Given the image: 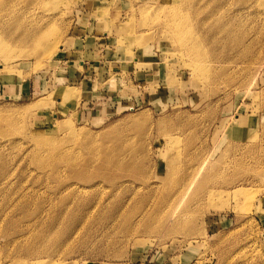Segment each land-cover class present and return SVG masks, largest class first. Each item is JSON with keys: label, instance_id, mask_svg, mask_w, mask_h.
<instances>
[{"label": "rangeland", "instance_id": "1", "mask_svg": "<svg viewBox=\"0 0 264 264\" xmlns=\"http://www.w3.org/2000/svg\"><path fill=\"white\" fill-rule=\"evenodd\" d=\"M0 264H264V0H0Z\"/></svg>", "mask_w": 264, "mask_h": 264}, {"label": "bare ground", "instance_id": "2", "mask_svg": "<svg viewBox=\"0 0 264 264\" xmlns=\"http://www.w3.org/2000/svg\"><path fill=\"white\" fill-rule=\"evenodd\" d=\"M175 23V22H174ZM171 24V26H172V28H178V23L177 24ZM180 25V24H179ZM182 26V25H181ZM181 28V27H180ZM177 32V31H176ZM67 91V90H66ZM66 91H62V92H66ZM68 92V91H67ZM65 94V93H64ZM63 94V95H64ZM45 142L48 144V142H47V139H46V141H42L41 143H44L45 144ZM46 145V144H45ZM106 153V152H105ZM104 158H105V162H104V164H107V165H110L112 162H113V157H112V155H108V156H104ZM97 168H98V166H97ZM101 168H103V166L102 167H100V169ZM108 168H111L112 169V167H108ZM102 170V169H101ZM98 171V170H97ZM102 171H104V168H103V170ZM101 171V172H102ZM97 185V184H96ZM99 185V184H98ZM69 188H72L71 190L73 191V192H79V191H81L83 188L85 189L86 187L84 186V187H82V186H80V185H70L69 186ZM69 197V196H68ZM73 202V201H72ZM77 206L76 207H79V208H81V206H84V207H92V203L91 202H89V201H82V200H78V202H76L75 203ZM59 206V205H58ZM72 206V205H71ZM57 207V206H56ZM69 207V206H68ZM158 207V206H157ZM70 208V207H69ZM88 208V209H89ZM58 209V208H57ZM61 209H63V208H61ZM61 209H59L60 211H61ZM67 209V208H66ZM83 209V208H82ZM81 209V210H82ZM101 209V208H100ZM67 210H69V209H67ZM73 210V209H72ZM55 211V210H54ZM158 211H160V210H158ZM57 212H59V211H57ZM62 212V211H61ZM60 212V213H61ZM75 212V211H74ZM84 212V211H83ZM100 212V211H99ZM70 213V212H69ZM155 213V212H154ZM158 213V212H157ZM63 214H65V213H63ZM146 214V213H145ZM58 215V214H57ZM155 216V215H154ZM159 216V215H158ZM158 216H156V219H157V217ZM54 217V216H53ZM53 217H52V219H53ZM142 216H140V218H141ZM143 218H144V216H143ZM160 218H161V216H160ZM56 219V218H55ZM59 219V218H58ZM155 219V218H154ZM153 219V220H154ZM162 219V218H161ZM143 220V219H142ZM145 220V219H144ZM144 220L142 221V222H144ZM55 221V220H54ZM139 221H140V219H139ZM53 222V221H52ZM56 222V221H55ZM141 222V221H140ZM145 223V222H144ZM52 226V225H51ZM73 226V225H72ZM70 228V227H69ZM72 228V227H71ZM49 229H52L51 227L49 228ZM53 230H55V229H53ZM59 230V229H58ZM69 231H71L70 229H69ZM58 233V232H57ZM59 233H61L60 231H59ZM64 233V232H63ZM46 234V233H45ZM52 234H54L53 233V231H51V233H50V236L52 235ZM64 235V234H63ZM66 235V234H65ZM46 236V235H45ZM59 236H60V234H59ZM67 237V236H66ZM41 238V237H40ZM45 238H48V236L47 237H45ZM51 239L53 238L54 239V237L52 236V237H50ZM63 238V237H62ZM43 239H44V237H43ZM45 240V239H44ZM57 244V243H56ZM35 252V251H34ZM122 253V252H121ZM123 255V254H122ZM34 258V257H33Z\"/></svg>", "mask_w": 264, "mask_h": 264}, {"label": "crops", "instance_id": "3", "mask_svg": "<svg viewBox=\"0 0 264 264\" xmlns=\"http://www.w3.org/2000/svg\"><path fill=\"white\" fill-rule=\"evenodd\" d=\"M63 50H64V48H63ZM13 87H14V89H18V85H16V84H13Z\"/></svg>", "mask_w": 264, "mask_h": 264}]
</instances>
